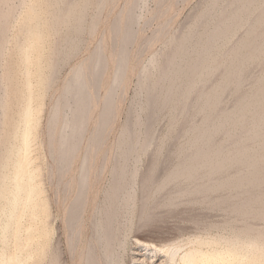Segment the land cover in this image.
<instances>
[{"label": "rangeland", "instance_id": "obj_1", "mask_svg": "<svg viewBox=\"0 0 264 264\" xmlns=\"http://www.w3.org/2000/svg\"><path fill=\"white\" fill-rule=\"evenodd\" d=\"M52 1L51 0L50 1L49 0L48 1L46 0H9L6 2V4L0 3V13H2L1 15L3 16V17L0 16V21L1 20L4 21V24H5L4 13H6L7 9L10 7L13 10L12 11L10 9L11 12L10 13L7 12V15L11 13L12 14H11V17L8 16L9 18H6V24H7L6 27L8 29L7 31L5 30L6 31L4 34L5 36L2 35L4 33L3 31H2L3 33L1 32L2 34H0V37L2 35L1 37L2 40L5 37L6 42L8 41L7 43L5 42V45H6L5 46L6 50L4 51L5 55L3 54L0 58L1 59L0 60L1 61L0 62V76H2L1 74H3L2 78L0 79L6 80V81L2 80L0 83V85L2 84L1 85L2 87L0 86V93L4 92L3 90H7L8 92L10 91L7 95H6L7 91H5L4 94L2 93L1 95L3 97V103H4L5 98L6 99L9 98L10 101L8 99V100H5V103H4V105L6 107L8 105L9 108H6L4 106L5 107L4 110L6 112L4 111L3 123H5L6 120L7 122L5 124L3 123L1 124L3 128L1 129L2 131H0V134H1L0 147H2L0 148V160L2 162H6V160L11 159L12 158L11 151L14 150L15 147L16 148L20 147V146H15L17 141H18L17 145L20 144L19 139L16 136V132H17V129L21 126V122H20L21 119H20L19 111L21 110V105L23 103V97H22L24 96L23 93H25L26 91L25 85L24 86L22 85L25 83L23 81H26L25 80L26 78L24 77V74H26V71L24 70L25 68L23 69L24 65L22 63V59L20 58L21 54L17 55L18 54L17 52L19 51H17V49L15 48L16 46L18 47V45L22 43L23 41L28 40L32 37L31 38L32 41L34 40L35 45L37 46L36 49L32 51L30 54L32 55L31 58L33 59H32L31 64L29 65V69L31 68L29 70V73L31 76V81H32V86H33L32 104L36 112V113L34 112L35 114L34 116H32V120L35 119L34 123L35 124L38 123L37 125L39 126L35 125V127L33 128V130L36 128L34 130L35 132L33 131L34 132L33 133L34 142H33V139L31 142V145L33 146V148L29 147L33 150L31 151L32 153L30 152L28 155H31L30 156L31 160L35 158L34 159L35 161L34 160L31 161L30 165H33V164L34 165L33 166L29 165V167L30 168L32 167L33 169L35 168V166L36 168L39 167L40 177L41 179L43 178L42 180H43L45 192L49 196L52 202V209H53V212L55 211L54 213L56 216L55 221H54L55 222L54 223L55 232H53L55 235L52 233L53 234L52 235V238H53L52 245L54 243H57V239L59 237L60 244L57 243L53 245V247L56 246L57 248L62 250L61 252H62L63 264H79V261L78 259L75 258V255L76 254L78 255L77 252L80 251L79 248L81 249V245L85 242V240H87L86 238L88 237L90 233V230H89L90 227L88 226L89 224L88 222L90 218L87 215L86 218L87 217L88 218L87 219L85 218V221L83 223V228H82L83 235L81 233V237H85V238L81 239V244H78L76 246L77 248L73 252L70 253V251H68V246L66 243V231H65L66 228H65L64 214H63V204L66 202L63 199L64 197L63 196L64 192L62 193L63 189H61L64 186H61V184L63 185L65 181L69 186L71 182L74 183V181H77L78 176H79L78 172L80 174V170H79V167L77 168L75 166L78 165L77 163H80L77 161L78 158H79V161H81L82 159L81 158L82 155L80 154H82V152H85V154H87L86 151H90L89 154L93 153L92 156L95 155L93 157V160L92 159L90 160L92 162H91V167H90L89 176H88L89 182H87V184L88 186H90L89 188H91V185H92L93 189H89V192H90L89 198L90 200L93 199L91 198V196L94 198L95 197L100 198V205L102 204V201H104V198H105L104 196L106 194V191L108 190V188L113 182V178L116 174L117 168L119 167L118 165H120V162H123L125 160L128 161V162L125 161L127 163L126 169L128 168L126 170L127 173H131L132 171L133 172L135 171L134 173L135 176L131 182V186L127 190L129 191V193L127 192V194L123 195L125 197H123V200H121L122 203L119 204L120 206H122L121 211L119 210L120 207H118L119 216L117 215L118 219H116V222L114 221L115 223H113V227L116 225V229H114L115 227L114 228L112 227V232L114 231L115 233V234L112 233V235H114L113 236L114 238L117 237V240H118L117 241L113 239L112 258H114L113 259L114 261H118L117 262L118 264H151V263H145V262L142 263V262L134 260V258L137 259L142 256L147 257L146 261L151 258V253H153V251H150V252L149 250L147 251L145 249V245H143L142 242L144 243L151 242L152 244H156V245L163 243L162 245L165 244L167 246L177 245L178 246V248L176 246L177 250L180 248L178 250V255L183 254V252L190 250L192 247L197 248L198 250L200 249V251L202 252L204 251L210 252L213 250L218 251L220 249L222 250L231 249L233 245L229 244L230 240H232L230 238H233V236L240 234L241 229L244 228V225H245L243 223H245V221L247 220L248 222L253 224V226L255 225L254 227L257 226L258 229L256 228L254 230L255 232H257L256 230L259 231V227L262 229V227L264 226V223H263L264 221L259 216H254V218L253 216H249L247 219L246 217L242 215L239 216V214H237L236 216V213L232 212L230 206L228 207V205L226 206V204L216 205L215 203L211 205L209 204V202H207L208 198L213 199L218 196L220 197L222 196L221 198L227 197L226 200H228L229 197L232 198V196L235 195L233 193V190L232 191L231 190H221L219 192H214V193L209 194V197L207 196L208 198L206 196L203 197L204 195L202 194L200 195L193 194V196L190 194L188 195L183 194L182 190L184 188L187 189V188L193 187L195 185V182L197 183L199 180H201L203 176L202 171L199 172V174H197L198 176L195 177L196 178L195 180L193 179L194 181L188 180V179L183 180L182 178L179 180L170 181L168 185H166L163 189H160V190L156 189L158 183L162 180L161 178H164L165 173L167 174V172L168 173L171 172L170 170H172L173 167L180 160V157L177 155L176 151L180 147L179 145L185 144L186 140L188 139L189 134L186 133L185 128L188 127L189 129V127L190 128L193 127L194 124L195 125L198 124L200 122V119H202L201 117H203L202 115L203 113L201 114L200 112H196L195 110V103H196L195 98H197L195 96L198 94L197 92L206 91L208 90L209 87L211 88V86H213V84L217 82L218 79H220L219 76L223 74L224 65H222L221 66L222 68L220 67V69L217 70L215 73L213 72L208 78V80L206 81V83L205 82L202 83L203 85L199 84L194 89V91L195 90L196 91L195 92L193 91L190 97H188L189 100L187 99V101L189 102V104L186 103L187 110L182 109L181 107L182 105H178L179 107L177 106V108L175 109L173 113H171L167 105L162 104V106H160V103H158L161 100V97L164 96V94L161 93V91H159L160 88H158L160 87V81H159L160 71H162V68L165 69L166 67L170 65V60L172 61L173 59L176 58V57L174 58V55L176 56V52H175L177 48L176 46H178V44L181 43V41L183 43H186L185 40L192 41V38L194 40L199 34H202V32H204L205 30L203 42L207 43L211 39V37L208 35H212L211 32H213L214 27H216L219 23H221V21L227 20L230 17L229 15H232L234 10H236V7L238 6V2L236 0H102L103 2L100 0L101 2L100 3L98 2V5L100 4L99 5L100 7H99L97 6L94 0H88L89 3L86 7L87 9L85 8L84 15H83V17L85 18L84 24L81 30H77L79 32L78 33L76 29H73L71 27V25L68 26L66 24H64L66 25L65 27L64 25H61L63 28L60 26V28L56 30L57 32H55V30L52 32L53 28H52L51 20L53 19V14H51L52 15L51 16L50 11L47 12V9L49 8L52 9L51 12L54 10L55 4H54V0ZM78 1L79 3H83V0H77V1L71 0V3L75 5V4H78ZM34 3H35V6H33ZM46 3H48L49 5ZM57 5L60 6L61 3H58ZM31 6L33 9H30ZM130 6L132 9H130ZM34 9H36V11ZM128 9L133 11L132 18L134 19L131 24L130 30L132 31L131 33L134 35L131 37L128 43L129 45H127L128 51H127L126 60L124 62L125 68L122 74L123 76L120 74L121 75L120 76L121 78L119 77L120 80L118 78L117 80L119 81L116 80L118 83L117 82L114 83L115 77L118 75V71L120 70L119 72H121V69L117 68V66L120 64V61H119L120 59L118 57L119 51H120L119 44H121L120 34H121V29H123L122 24H125L123 22H125L127 11H129ZM29 10H33V12L39 15V19H37L38 24H36L37 25L36 29L32 32V34H30L29 31H21L23 28H24L23 30H27V27L22 24L24 21H26L27 23H30L29 20H27V15L32 11H29ZM95 11L96 12L98 11L99 13H96ZM257 11L258 10H256V12L252 11L253 13L252 12L250 13V16H248L249 18L247 17V20L249 22L244 19L243 21L245 22H241L242 25H239L240 27L239 26L237 27L238 29L237 31H235L236 33L231 36L232 38H230L228 42L226 41V44L224 43V45L222 46V50L224 52H228L230 50V47L232 48V46H234V43H236L240 39V37H242V35L246 33V30L249 28L250 24H252L253 22L252 20L254 16L257 14ZM48 16H51V17L49 18ZM40 18L43 22H41ZM114 21L118 22L117 24L119 26L115 24ZM92 22H94L95 28L89 29L88 26ZM216 23L218 24L216 25ZM114 24L117 27H119L118 30L114 28L115 26ZM21 25L23 26L21 27ZM48 25H50L52 29ZM38 26H39V29H38ZM45 27L46 28L48 27L47 28L48 30L45 29ZM37 31L39 33H37ZM24 32H25V35H24ZM16 33L17 35L22 34L23 37L26 36L27 34V36L29 37L26 36L23 38L20 35L21 37L19 39L20 41H22V38H23V41L22 42L18 41L20 43L19 44L16 43V45H14L15 42H17V41H14L15 38L19 40L16 37ZM191 34H192V37H191ZM60 35H62V37ZM205 37L207 38L205 39ZM65 38L67 39L65 40ZM183 38L185 40H183ZM72 39L76 41V46L74 50L71 51L68 44L70 45ZM177 40L178 41L180 40V41L178 42ZM64 45H66V47ZM54 47L57 51L60 50L62 55L60 54L59 65L56 68L55 72L52 74L51 80L49 79L51 81V83L49 82L51 84L50 85L48 84V81H49L48 75L50 76L51 74L50 72L51 69H49L50 67L49 62L51 59L49 57L52 58V56L54 55L52 51V49L54 50ZM99 47H100V57L105 58V60L103 59L104 61V64L102 65L103 70L101 69L102 73L100 75V82L98 83L99 84L98 92H97L98 97H95L96 95L94 93V90L91 89L93 107L91 106L92 108H91L90 117H89L90 119H88L87 121L86 128H85V134L83 136L79 149L77 150V153H76V157H75L76 161H73L71 164L72 169L74 168L75 170L73 169L72 171L70 167L69 168L70 171H68L69 174L66 173L65 174L66 177L62 178L63 181L61 179V182H59L58 175L55 174V171H54L55 164H56L55 158H54L55 157L54 149L56 148L55 146L57 144L56 136H57L60 122H58V124H56L54 127H52L51 124L47 123L49 114L51 111L50 108L53 105L54 100L56 101V97L59 98L64 93V86L67 83L66 81L71 76L72 68L76 66V64L79 65L81 63V66L84 69H86L90 61L89 59L90 56ZM56 50H54V53H56ZM50 52L51 54H49ZM173 52H174V55H173ZM262 58L263 57H261V59L259 60L257 59L258 61L257 60L253 61L254 63H252L251 61V63H248V65L244 68V71H243L244 75H243V79L241 82L242 84L240 83V85L238 86V89L236 87L234 88V85H230L227 87V89L225 90L226 92L224 91V93L221 95L222 97H221L220 103L222 105L219 104L218 106L220 110L222 108L223 110L224 108L225 109L231 108L235 104L236 102L235 100L239 94L249 91V89L252 88V85H254L255 80L258 78V76H260V74L264 70V58L263 59ZM17 59H20L21 62H19V60ZM5 66L7 67L8 70H10L9 72ZM5 69L8 72L7 74L10 75L9 76L10 79H7L8 75L5 79L4 77V73L6 74ZM142 69L143 71L145 70V75L143 74L144 82L141 83L139 77L142 75L141 73ZM18 70H20V72H18ZM23 71H25V73H23ZM3 82H6L5 84L9 86V89L7 86H6L7 88L5 87V84ZM20 82H23V83H20ZM156 83L158 84L157 86H156ZM109 86H111L110 88L113 87V90L108 88ZM45 87H47L48 90L45 89ZM1 88H4V89L1 90ZM109 89L111 90V92L113 91L112 95H109L111 93ZM107 90H109L110 93ZM108 95L109 97L112 96L111 99L113 98L112 101H114L113 114L110 116L111 119L108 118L107 124L105 123L104 127L101 126L104 129L103 131L102 130L100 131L102 133V134L100 133V136L101 135L102 136L100 137V143L98 145L99 147L97 146L96 148L95 146L93 147L92 145L88 146L90 144V141L88 140H90L91 138L95 137V135L98 134L96 129L97 130L101 129L99 126L96 128L98 124L97 123L98 118L101 116V114L99 116L98 114H99V110L100 112L103 110L100 107L103 108L102 104H104V102L106 101L105 98L108 100L109 98V97L107 98ZM42 97L44 98L42 99ZM11 99L12 100L14 99V100L12 101ZM38 101L40 102V104ZM16 105L18 107L17 109H16ZM188 105H190L189 108H188ZM39 108L41 111L38 110ZM11 109H13L12 112H11ZM66 112L68 113V111ZM171 114L172 116L175 115L174 117H176L175 118L176 120L174 119V117L172 120ZM36 118L40 119L39 120L40 124H39V121L37 122ZM19 119L20 121H18ZM109 119L111 122L109 121ZM171 122L173 123L171 124ZM124 128L127 129L129 133L126 132ZM50 129L51 130L53 129V133ZM227 129L229 130V128H226L224 131L222 130L221 132L215 134V136H213L211 141L212 142L216 141L217 143H219L222 140L221 142H223L222 143L223 145L225 144L228 145L229 143H226V142L224 143L223 141L224 134L226 131H228ZM123 130L126 133H128L127 139L130 142L137 143V145L135 144V149H133V151L132 149L128 150V144H127V149H122L121 145H124L123 138L127 136L126 133L125 135H123L124 134ZM49 132H51L53 136L52 135L50 136ZM94 132H95V135H93ZM90 135H92L93 137ZM6 136H8L7 137L8 139L6 138ZM35 136H36V139H35ZM33 144H35V146ZM124 148H126V146ZM51 149H53L52 152H51ZM123 151L124 153H122ZM77 154H79L80 157H78L79 155L77 156ZM125 155H126V159L124 157ZM32 156L34 157L32 158ZM154 164H155V167L153 169V172L149 173L150 171L149 168H151L152 165ZM0 166L2 167V168L0 167V174L2 173L8 174L9 172H11V169L9 167H3L1 164ZM78 166L81 167L80 164ZM235 169L236 168L232 167L226 173L219 174V176L223 177L224 175L233 173ZM76 172L78 176L76 175ZM143 175L146 176V178L150 176L151 180L148 181V179H145ZM67 177H68V180L66 179ZM71 178H73L74 181H72ZM56 180H58V182H56ZM95 180L96 181L99 180V182L98 181L96 182ZM90 182L91 184H89ZM57 183H61V184H57ZM142 184L144 186H142ZM70 185L72 186L73 184H70ZM94 185L96 188L99 189L98 192H96L98 189H96ZM92 190L94 192H92ZM94 193L97 195L95 196ZM54 194H56L55 197H54ZM225 195L226 197H224ZM127 197L129 198V201H126ZM235 198H232L231 200H234ZM0 199H2L0 200L1 201L0 208H1L2 205H4V201L2 197H0ZM238 199H235V200H238ZM171 200L175 204L174 203H172L173 205L170 204ZM90 206L87 209V214H89L94 204H92L91 207ZM101 212L102 211L100 210V214ZM28 214L29 212H25L21 216V220L25 221L28 217ZM244 218H245V221H243ZM2 220L4 219L0 212V225L2 223ZM1 230L2 228L0 229V231ZM22 230L23 232L20 231L19 234L21 237H24L25 236L24 229ZM9 231L8 233L5 234L6 236L5 241L1 239L0 237L1 239L0 249L4 247L2 250H0V252L6 251V253L8 254H10L9 253L10 251L12 250L14 251L13 248H15V244H16L15 239L12 235L13 228ZM241 233H243V231ZM253 233L249 235H252ZM0 235H2L1 232H0ZM135 238L141 240V243H136ZM1 241L2 242L4 241V242L1 243ZM7 246L8 247L11 246V248H8ZM31 249L33 250L34 247L32 246ZM13 251L11 252V254L13 253ZM145 251L150 254H143V255L140 254V252L143 253ZM175 260L179 261V259H175ZM175 260L172 262V264L176 263Z\"/></svg>", "mask_w": 264, "mask_h": 264}, {"label": "bare ground", "instance_id": "obj_2", "mask_svg": "<svg viewBox=\"0 0 264 264\" xmlns=\"http://www.w3.org/2000/svg\"><path fill=\"white\" fill-rule=\"evenodd\" d=\"M7 1L9 0H0V3L6 4ZM94 1L97 4V6H99L100 4L98 5V2L100 3L102 0L101 1L94 0ZM236 1L238 2V6L236 7V10H234L232 15H229L230 17L227 20L221 21V23L219 24L216 23V25L217 24L218 25L214 27L213 32H211L212 35H208L211 37V39L210 40L207 39L209 40L208 42L206 41L207 43L203 42L205 30L204 32H202V34H199L196 38L194 37L195 38L194 40L192 38V41L185 40L183 38V40H185L186 43H183L181 41V43H179L178 46H176L177 47L175 50L176 56L174 55V52H173L174 58L175 57L176 58L173 59L172 61L170 60V65L166 67L165 69L162 68V71H160V77L158 76L160 79L159 80L160 87L158 88H160L159 91H161V93H163L164 96L161 97L160 101L158 100L159 101L158 103H160V106H162V104L167 105L171 113H173L178 105H182L181 106L182 109L187 110L186 103L189 104L187 99L189 100L188 97H190L194 89L199 84H202L204 82L206 83L210 75L213 72L215 73L217 70L220 69L222 65H224L223 66L224 72L221 76H219L220 79L217 78L218 81L215 82L214 84L212 83L213 86H211V88L209 87L210 89L208 88V90L206 91L197 92L198 94L195 96L197 97L195 98L196 99L195 110L196 112H200L201 114L203 113L202 114L203 117H201L202 119H200V122L198 124L195 125L193 123L195 126L193 125V127L191 128L189 127V129L188 127L185 128L186 133L189 134L188 139L186 140L185 144L180 143L182 145H179L180 147L176 151L177 155L180 157V160L179 162L177 161L178 163L173 167L172 170H170L171 172L169 173L167 172V174L165 173L164 178H161L162 180L158 183L157 188L156 187L155 188L159 190L163 189L166 185H168L170 181H173V180L175 181V180H179L182 178L183 180L184 179L186 180L194 179L195 180L196 179L195 177L198 176L197 174H199V172L202 171L203 176L201 180H199L197 183L195 182V185L193 187H190L187 189L184 188L182 190L183 194H187V195L190 194L192 196L193 194L195 195L202 194L204 195L203 197L205 196L209 197V194L214 193V192H219L221 190H231V191L233 190V193L235 195H233L232 198H235V197H236L235 199L239 198L238 200H235V199L231 200L232 198L230 197H229L230 200L229 198L228 200H226L227 197L225 195L224 197L226 198H221L222 196L221 197L214 196L215 198L209 199L207 197L208 198L207 202H209V204L211 205L215 203L216 205L226 204V206L227 205L228 207L230 206L232 212L236 213V216L237 214H239V216L242 215L246 217L247 219L249 216H253V218L254 216H259L264 221V70L262 71L260 76H258V78L255 80L254 85H252V88L249 89V91L241 93L237 96L235 100L236 102L234 101L235 104L232 107L230 106L231 108H228V109L224 108V110L223 108L221 110L218 108L219 104H221L220 103V100L222 97L221 95L224 93V91L227 89L228 86L234 85V88L236 87L238 89V86L240 85L243 79L244 68L248 65V63H251V61L252 63H254L253 61H256L257 59L259 60L261 59V57L264 58V0H236ZM58 3H61V5L58 6L57 5ZM88 3H89L88 0H85V2L83 0V3H79L78 1V4L73 5L71 3V0H54V4L56 8L53 6L54 7V10L52 11L53 13L51 12L52 9L50 8H49L50 10L47 9V12L50 11V15L53 14V19H52L53 21L51 20L52 22L51 24L53 28L52 32L54 30L55 32H57L56 30L60 28L61 25H64V24L68 26L71 25V27L73 29H76V31L81 30L84 24V19H85L83 17L84 11ZM33 6H35V3L33 4ZM8 9H7V12L10 13L11 7ZM30 9H33L32 6ZM36 9L34 10L36 11ZM130 9H132L131 6H130ZM130 9H128L129 11H127L126 19L124 18L125 22L123 23L125 24H122L123 29H121V34H120L121 44H119L120 51L118 55L120 59L119 60L120 64L118 63L119 65L117 66V68L121 69V72H119L120 70L118 69L119 70L118 75L115 77L114 83L120 80L121 78L120 76L124 72V68H125L124 62L126 60L127 51H128L127 45H129L128 43L131 37L134 35L131 33L132 31L130 30L131 24L134 19L132 18L133 11H131ZM255 9L258 10L257 14L255 16L252 14L254 16L252 20L253 22L252 24H250L247 30L245 29L246 33H244V35H242V37H240V39L236 43L233 42L234 46L231 45L232 48L229 46L230 50L228 52H224L222 50V46L224 45V43L226 44V41L228 42V40L232 38L231 36L236 33L235 31H237L238 29L237 27L239 25H242L241 22H245L243 21L244 19L247 20V17L250 16V13L252 11L256 12ZM29 11H32L29 14L27 13L28 14L27 20H29L30 23H27L26 21H24L26 22L24 23L22 21L23 22L22 24L27 27V30H23L24 28L23 29L21 28L22 29L21 31H29V33L32 34V32L36 29V26H37L36 24H38L37 19H39V15L33 12V10H29ZM7 12L4 13V15L6 16V17L4 16L5 24H6V18H9L8 16L11 17V14H12L11 13L7 15ZM96 13H99V12L97 11ZM1 14L2 13H0V16L3 17ZM51 16H48V17L50 18ZM41 22L43 21L41 20ZM114 22L115 24L118 23L116 21ZM5 24H4V21L2 20L0 21V34L4 32L2 35H4L8 29L6 27L7 24L6 25ZM23 25H21V27ZM66 25H64V27ZM48 26L51 28L50 25ZM47 28L45 27V29ZM88 28L89 29L95 28L94 22L90 23ZM114 28H116L117 30L119 29V27H117L116 25L114 26ZM38 29H39V26H38ZM37 33L39 32L37 31ZM22 34L20 35L22 36ZM18 35L16 33V37L19 39L21 36L19 35L18 37ZM24 35H25V32H24ZM60 36L62 37V35ZM191 37H192V34H191ZM23 38H22V41H23ZM206 38L207 37H205V39ZM30 39L28 40L24 39L25 41L23 42L20 41V39L17 40L16 38L14 40V41H17L15 42L14 45H16V43L19 44L20 42H22L18 45V47L16 46L15 48L19 52H17L16 50L15 51L18 53L17 55L21 54L20 58L22 59V63L24 65L23 69L25 68L24 70L26 71V74H24L26 81H23L25 83L22 84L23 86L25 85L26 91L25 93H23L24 96H22L23 97L22 105L19 104L21 105V110L19 111L21 121L20 119L18 121L21 122V126L17 129L16 136L19 139L20 144L18 143L19 145H17L18 141L17 142L15 141L16 142L15 146H20V147L18 148L15 147L14 150H12L11 148L12 150L11 159L7 158L8 160H6V162H2L0 160V164L3 167H9L11 169V172H9L8 174H5V173L0 174V184H1L0 185L1 186L0 187V197H2L4 201V205H2V207L0 208L1 215L3 216V219H4L2 220V223L0 225L2 228V230L0 231L2 235H0V237L1 239L5 241V238H6L5 234L8 233V231L13 228L12 235L16 242L15 248H13L14 251L12 250L13 251L12 254H11L12 251L9 252L10 254L6 253V251L0 252V264H63L62 252H61L62 250H60L56 246L53 247V245L59 243L60 241L58 237L59 235L56 236L58 237L57 243H54L52 245V242H53L52 235L54 234L53 232H55V228H54L55 222L54 221L56 218L55 213H54L55 211L53 212V209H52V202L49 196L45 192V188H44L43 180H42L43 178L41 179L40 177L39 167L37 166L38 168H36L35 166L34 169L32 167L31 168L29 167L31 161L35 159L33 158L34 156H32L33 160H31V157H30L31 155H28V154L33 150L29 147L33 148V146L31 145V142L33 139V133L35 132L34 130L36 129L35 128L33 130V128L35 127V125L38 124V123L37 124L34 123L35 119L32 120V116H34L36 112L32 104L33 86H32L31 76L29 73V70L31 69V68L29 69V65L31 64L32 59H33L31 58L32 55L30 54L32 51L36 49L37 46L35 45V41L34 40L32 41V39L31 40ZM66 39L67 38H65V40ZM5 42H6L5 37L3 40L2 39L0 40V58L4 54V51L6 50ZM64 46L66 47V45ZM68 46L70 47L71 51L74 50L76 46V41L72 39L70 45L68 44ZM54 50H56L55 47H54ZM54 50L52 49L53 54H54L53 56L51 55L52 58L49 57L51 59L49 62V65H50L49 69H51L50 71L51 74L50 76L48 75V80L49 79L51 80L52 74L55 72L56 68L59 65V56L61 52L60 50L58 51L56 50V53H54ZM49 54H51V52ZM89 59L90 61H89L88 66L86 65L87 66L86 69H84L81 66V63L79 65L76 64V66L72 68L71 76L66 81L67 83L64 86V93L59 98L55 96L56 101L54 100L55 103L53 102V105L50 108L51 111H50L47 123L51 124V126L54 127L56 124H58V122H60L59 129H58L57 136H56L57 144L55 146L56 148L54 149L55 150L54 158H55V163H56L54 171H55V174L58 175L59 179L58 178L57 179L59 180V182H61V179L63 177H66L65 175L66 173L69 174L68 171H70L69 169L70 167L72 169V166H71L72 162L76 161L75 160L76 153H77V150L79 149V146L85 134L86 124H87L88 119H90L89 118L90 112H91V108L93 107L91 89L94 90V93L96 95L95 97H98L97 95L98 85H99L98 83L100 82V75L102 73L101 69L103 68L102 65L104 64L103 59L105 60V58L100 57V47L97 48L92 53ZM17 60L21 62L20 59H17ZM6 69H5L6 74L4 73V77L6 79L8 75L7 79H10L9 78L10 75L7 74L10 70L7 69L8 70L7 72ZM25 71H23V73H25ZM18 72H20V70H18ZM141 73H140L141 76L139 75L140 76L139 78H140V82L142 83L144 82L143 76L145 75V70L143 71L142 69ZM1 75L3 76V74ZM2 76H0V78H2ZM118 78L119 80H117ZM2 80L6 81L4 79ZM2 80L0 79V83ZM50 80L48 81V84L51 83ZM23 82H20V83H23ZM3 83L5 84L6 82H3ZM157 85L158 84L156 83V86ZM6 86L7 85L5 84V87ZM7 87L9 89V86ZM110 87L111 86H109L108 88ZM3 89L4 88H1V90ZM45 89H47V87H45ZM110 89L113 90V87ZM109 90L107 91L109 92ZM3 91L5 92L7 90H3ZM4 92L2 93L4 94ZM9 92L7 91L6 95ZM2 93H0V127H1L0 131H2L1 129L3 128L1 124L3 123V117H4V111H5L4 108L6 107L4 103H5V100L9 99V98L8 99L5 98L4 103H3V97L1 96ZM112 93L113 91L109 95H112ZM109 95L107 96V98L109 97ZM44 97H42V99ZM111 97L112 96H110L108 100L105 98L106 101L105 100L104 101L106 103L105 102L104 104L101 103L103 105V108L102 107L100 108L103 110L101 112L99 110L98 116L100 114L101 116L98 118V122H97L98 124L96 126V128L99 126L101 129L100 130L98 129L99 131L96 129V131L98 132L97 135H95L96 131L94 130L95 132L93 135H95V137L90 135L93 137V138L90 137L91 138L90 140H88L89 138L87 137L88 138L87 140L90 141V144L88 146L92 145L93 147L95 146L97 148V146L100 143V137L102 136V135L100 136V133H101L100 131L101 130L103 131L104 129L101 126L104 127L105 123L107 124L108 118H110V116L113 114V111H114L113 109L114 101H112L113 98L111 99ZM189 106L190 105H188V108ZM6 108H9L8 105ZM17 108L18 107L16 105V109ZM12 110L13 109H11V112ZM38 110H40V108ZM66 111H68V113ZM174 116L171 117L172 120ZM175 118L176 117H174V119ZM36 120L38 122L40 119L36 118ZM99 123L102 125H100ZM172 123L173 122H171V124ZM39 124H40V121H39ZM125 128L124 130L129 133V131ZM226 128H229V130L227 129L228 131L225 132L223 141L224 143L225 142L229 143L228 145L226 144H225L226 146L223 145L222 144L223 142H221L222 140L219 143H217L216 141H215L216 143L211 141L213 136H215V134L221 132L222 130L224 131ZM51 131L53 133V129ZM125 131L123 135H125L126 133ZM49 133L51 136L52 133L51 132ZM128 133H126L127 136H125V138L122 137L124 145H121V146H122V149H127V144H128V150L132 149L133 151V149H135V144L137 145V143L130 142L127 139ZM7 137L8 136H6V138ZM35 139H36V136H35ZM33 142H34V139H33ZM33 145L35 146V144ZM125 146L126 148H124ZM52 150L53 149H51V152ZM86 152L87 154H85V152H82V154H80L82 155L81 161H79V158L77 160L78 162H80L77 164L78 165L80 164L81 167L78 165L75 166L77 168L79 167V170H80V174L78 172L79 176L77 175V172H76V175L78 176L77 181H74L75 177L74 179L71 178V180L74 181V183L73 182L70 183V184H73L72 186L70 184L68 186V184L65 181L63 185L61 183H57V184H61V186H64L61 189H63L62 190V193L64 192L63 199L66 202L63 204V214H64V223H65V228H66L65 230L66 231V243L68 246V251H70V253L73 252L77 248L76 246L78 244H81V239L85 238V237H81V233H82L83 223L85 221L86 216L88 215V217L90 218L88 222L89 223L88 226L90 227L89 229L90 233L88 232L89 235L86 238L87 240H85V242L81 245V249L79 248L80 251L77 252L78 255L74 254L75 258L78 259L79 264H116L118 261H114L113 260L114 258H112V255H113L112 254L113 253L112 243H113V239L117 240V237L116 238L113 237L114 235H112V233L113 234L115 233L114 231L112 232V227H113V223H115L116 219H118L117 215L119 216L118 207H120L119 209L120 211L122 209V206H120L119 204L122 203L121 200H123V197H125L123 195L127 194V192L129 193V191L127 190L131 186V182L135 176L134 175L135 171L134 172L132 171L131 173H127L126 170L128 168L126 169V164H127L126 162L128 161L125 160L126 162L125 161L120 162V165H118L119 167L117 168L116 174L113 178V182L108 188V190L106 191V194L104 196L105 197L104 201H102V204L100 205V198H97V197L94 198L92 196H91V198H93L92 200H90L89 198L90 197L89 189H93L92 185H91V188H89L90 186H88L87 184V182H89L88 176H89V170H90L91 162H92L90 160L91 159L93 160V157L95 155L92 156L93 153L89 154L90 151H86ZM122 153H124V151ZM78 155L79 154H77V156ZM80 155L78 157H80ZM124 157L126 159V155ZM155 164L152 165L151 168H149L150 169L149 173L153 172ZM33 165H30V166H33ZM232 167L236 168L233 173H229L228 175H224L223 177L221 176L222 178L219 176V174L226 173ZM150 176L147 178L146 176H144V178L148 179L149 181L151 180ZM68 177L66 178L67 180H68ZM58 180H56V182H58ZM97 181L99 182V180ZM89 184H91V182ZM143 184L142 186L145 185ZM98 191L99 189L96 192ZM92 192L94 191L92 190ZM96 195L97 194H95V196ZM55 196L56 194H54V197ZM126 201H129L128 197ZM172 203L174 202H172L171 200L170 204ZM90 204L91 206L92 204H94V206H92L91 211L89 212V214H87V209L90 206ZM100 210L102 211L101 214H100ZM25 212H29V214H28L27 219L25 221H22L21 216ZM243 221H245V218ZM243 224H245L244 228L241 229V232L243 231V233L240 232V234L233 236V238H230L232 240H230L229 244L233 245L232 248L230 247L231 249H226V250L220 249L218 251L213 250L210 252H205V251L202 252L200 251V249L198 250L197 248L192 247L190 250H187L186 252H183V254L178 255V250L180 248L177 250L178 248L177 245H176L177 246L176 248V246H171V245L167 246L165 244L162 245L163 243L156 245V244H152L151 242L150 243L142 242L143 245H145V249L147 251L148 250L149 252L153 251V253H151V258L147 260L148 262L146 261V258H147L146 256H142L137 259L134 258V260L142 262V263L145 262V263H151V264H172V262L175 259H179V261L175 260L177 264H239V263L241 264H264V226L262 227V229L259 227V231L256 230L257 232H255L254 230L257 228V226L254 227L255 225L253 226V224L248 222V220L245 221V223ZM114 227L113 228L116 229V225ZM22 229H24V234H25L24 237H21L19 234L20 231L23 232ZM252 231L255 233H253ZM251 233L253 234L249 235ZM135 241L136 243H141V240L139 239L135 238ZM3 242L1 241V243ZM32 246L34 247L33 250L31 249ZM3 248H1L0 250H2ZM8 248H11V246ZM140 254L143 255V254H150V253L145 251L143 253L140 252Z\"/></svg>", "mask_w": 264, "mask_h": 264}]
</instances>
